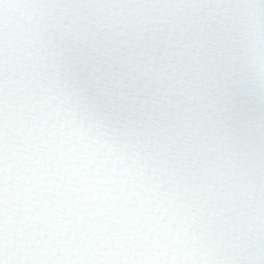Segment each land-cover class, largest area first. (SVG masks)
Instances as JSON below:
<instances>
[{
	"label": "clouds",
	"instance_id": "clouds-1",
	"mask_svg": "<svg viewBox=\"0 0 264 264\" xmlns=\"http://www.w3.org/2000/svg\"><path fill=\"white\" fill-rule=\"evenodd\" d=\"M0 264H264V0H0Z\"/></svg>",
	"mask_w": 264,
	"mask_h": 264
}]
</instances>
